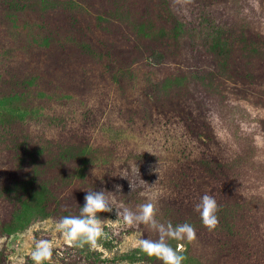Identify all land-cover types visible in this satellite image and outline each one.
I'll return each instance as SVG.
<instances>
[{
	"label": "rangeland",
	"instance_id": "374dc122",
	"mask_svg": "<svg viewBox=\"0 0 264 264\" xmlns=\"http://www.w3.org/2000/svg\"><path fill=\"white\" fill-rule=\"evenodd\" d=\"M86 191L191 223L184 264H264V0H0V264L40 239L54 264H162L115 211L98 249L65 244Z\"/></svg>",
	"mask_w": 264,
	"mask_h": 264
},
{
	"label": "clouds",
	"instance_id": "9594fccd",
	"mask_svg": "<svg viewBox=\"0 0 264 264\" xmlns=\"http://www.w3.org/2000/svg\"><path fill=\"white\" fill-rule=\"evenodd\" d=\"M116 192L121 190L120 185L115 186ZM122 216L125 224H144L159 234L157 240L139 239L135 247L149 258L155 257L162 264H184L187 259L182 254L184 246L177 244L174 248L169 240L184 241L191 243L196 240V230L191 223L184 222L173 225L161 223L156 219V205L147 202L138 206V211L133 212L127 207L121 211L113 208L104 191H86L84 204L80 206L79 216H63L55 222L54 230L60 234L65 244L69 247L83 249L88 246L89 250L99 248L98 241L107 236L98 213H112ZM195 211L199 213L201 223L209 231L214 230L218 225V204L213 196L203 195L200 202L195 206ZM54 243L48 239L34 241V247L30 251V259L33 264H54L53 250ZM13 264H25L23 255L11 257Z\"/></svg>",
	"mask_w": 264,
	"mask_h": 264
}]
</instances>
